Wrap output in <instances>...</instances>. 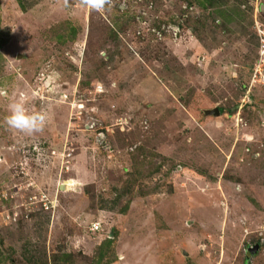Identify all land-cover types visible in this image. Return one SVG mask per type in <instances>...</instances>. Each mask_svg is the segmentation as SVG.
I'll return each instance as SVG.
<instances>
[{"label": "rangeland", "instance_id": "374dc122", "mask_svg": "<svg viewBox=\"0 0 264 264\" xmlns=\"http://www.w3.org/2000/svg\"><path fill=\"white\" fill-rule=\"evenodd\" d=\"M262 28L264 0H0V264H264Z\"/></svg>", "mask_w": 264, "mask_h": 264}, {"label": "clouds", "instance_id": "9594fccd", "mask_svg": "<svg viewBox=\"0 0 264 264\" xmlns=\"http://www.w3.org/2000/svg\"><path fill=\"white\" fill-rule=\"evenodd\" d=\"M67 3V0H65ZM112 0H78V6L98 13L106 11ZM0 96H7V92L0 89ZM8 115L5 123L11 129L26 135H33L41 132L47 121V112H30L25 105L23 98L8 104Z\"/></svg>", "mask_w": 264, "mask_h": 264}, {"label": "built area", "instance_id": "2783aa9c", "mask_svg": "<svg viewBox=\"0 0 264 264\" xmlns=\"http://www.w3.org/2000/svg\"><path fill=\"white\" fill-rule=\"evenodd\" d=\"M139 1L142 2V0H139ZM112 4H113V0H112L110 5H112ZM168 29H170L174 33L175 36H178V34L180 33V25L179 24L174 25L172 27L169 26ZM155 35H157L158 38L161 39L164 36V33H163V31L159 30L155 33ZM258 56H259V59L253 68L252 82L260 85L261 81L264 80V28L259 30V53H258ZM262 86H264V83H262ZM90 126L92 129H95L94 124H92ZM2 198L7 201L8 195L3 194ZM41 202H43L44 211L50 212L55 208L57 201L56 200H49V199H42ZM0 214L2 215L1 212H0ZM16 217H17V213L14 214V216L12 217V220H15ZM6 218L11 219V216L8 215ZM99 228H100L99 223H94L92 230L97 232V231H99Z\"/></svg>", "mask_w": 264, "mask_h": 264}, {"label": "water", "instance_id": "95a60500", "mask_svg": "<svg viewBox=\"0 0 264 264\" xmlns=\"http://www.w3.org/2000/svg\"><path fill=\"white\" fill-rule=\"evenodd\" d=\"M206 115L214 116V117H219L221 114H220L219 109L215 108V109H213V110H211V111H207V112H206ZM257 250H258V246L256 247L255 251H257ZM255 251L251 250V252H253V253H254Z\"/></svg>", "mask_w": 264, "mask_h": 264}, {"label": "trees", "instance_id": "16d2710c", "mask_svg": "<svg viewBox=\"0 0 264 264\" xmlns=\"http://www.w3.org/2000/svg\"><path fill=\"white\" fill-rule=\"evenodd\" d=\"M208 1V0H207ZM210 1V0H209ZM224 109L220 108V113H224Z\"/></svg>", "mask_w": 264, "mask_h": 264}]
</instances>
